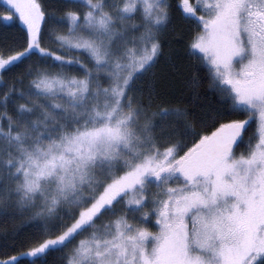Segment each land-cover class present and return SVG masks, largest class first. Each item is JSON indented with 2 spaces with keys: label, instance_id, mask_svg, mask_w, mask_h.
Wrapping results in <instances>:
<instances>
[{
  "label": "snow or ice",
  "instance_id": "snow-or-ice-1",
  "mask_svg": "<svg viewBox=\"0 0 264 264\" xmlns=\"http://www.w3.org/2000/svg\"><path fill=\"white\" fill-rule=\"evenodd\" d=\"M5 3L0 264H264V0Z\"/></svg>",
  "mask_w": 264,
  "mask_h": 264
},
{
  "label": "trees",
  "instance_id": "trees-1",
  "mask_svg": "<svg viewBox=\"0 0 264 264\" xmlns=\"http://www.w3.org/2000/svg\"><path fill=\"white\" fill-rule=\"evenodd\" d=\"M173 2H175V0H173ZM47 3L55 5L57 3V0H47ZM6 11L7 10L2 5H0V17H2ZM174 24L176 25V30L178 32H187V22L179 18V13H176V16L174 18ZM19 28H22V26H17L15 22L0 20V36L16 37L18 35ZM181 59H188L185 56L184 47L180 42L179 37L174 38L173 34H169L165 38L163 55L160 58V62L157 65V69H163L169 64L178 62ZM3 239L4 238L0 236V243L3 242ZM48 259L51 262L56 260L57 257L54 254L52 256H49Z\"/></svg>",
  "mask_w": 264,
  "mask_h": 264
},
{
  "label": "rangeland",
  "instance_id": "rangeland-1",
  "mask_svg": "<svg viewBox=\"0 0 264 264\" xmlns=\"http://www.w3.org/2000/svg\"><path fill=\"white\" fill-rule=\"evenodd\" d=\"M0 5H2L8 11L5 0H0ZM21 26L23 27V25H21Z\"/></svg>",
  "mask_w": 264,
  "mask_h": 264
}]
</instances>
